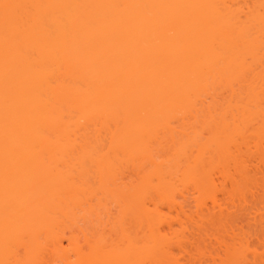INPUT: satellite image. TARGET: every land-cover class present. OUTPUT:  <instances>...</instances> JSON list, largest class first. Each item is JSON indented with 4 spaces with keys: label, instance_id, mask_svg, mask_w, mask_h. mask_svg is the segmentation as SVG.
<instances>
[{
    "label": "bare ground",
    "instance_id": "1",
    "mask_svg": "<svg viewBox=\"0 0 264 264\" xmlns=\"http://www.w3.org/2000/svg\"><path fill=\"white\" fill-rule=\"evenodd\" d=\"M250 1H252L250 7L247 6L248 1L242 0L244 3L240 1L244 10L248 7V11H244L243 8L239 7L240 2L238 0H26L25 4L21 3L20 0H0V264H122L123 261L127 260V257H130L128 262H132L131 255L136 258L135 255L143 251L147 254L150 252L149 256L142 253V258H144V255L148 256L143 260L146 259L148 262L147 258H149L148 263L157 264L155 261L159 257L157 254L162 252L164 244L170 245L169 243H171H168L166 239L163 240L164 236L160 239L157 237V233L153 231L150 234L142 232L144 234L142 241H151L153 246L148 249L146 247L151 245H141L142 249H138L136 246L139 243L136 246L134 245L135 247L133 246L134 243H129L133 247L129 245L131 247L129 249L126 246L125 249H128V251H125L123 249L124 244L120 243L124 229L122 225L124 215L122 218H119L121 217L119 215L108 218L105 214L106 211L104 212L103 210L104 213L97 212L91 205L88 208H82L84 204L81 205V208L79 207L82 203V201L80 203L79 195L86 192L85 190L87 189L84 186L88 185L86 184L87 180L94 177V182L95 178L98 181L103 178L100 182L104 184L106 176L109 178L107 173L109 174V170H113L109 167H115L113 165L108 167V157L104 152V130L102 131L104 128L102 126L104 124V116H107L111 111L117 110L121 112L119 114L121 117L132 120H134L133 118L154 116L162 108L160 104L164 103L160 101L162 97H166L170 93L183 97V94L188 89H194L197 93L202 92L203 94H206L204 91L207 92L208 90L206 98L208 99L207 101H210L202 102L203 107L195 109L196 112L194 113L196 114L193 115L192 113L191 115L194 118L191 117V119L198 121L205 115L204 118L209 117L211 123L217 119L214 113H218L220 110H217L216 106L219 105L218 103L221 100L219 101L218 97L221 98L222 94L217 98L215 97L216 94H209L210 83H207V80L209 76L214 79L224 76L226 78L222 77L221 81L224 79L230 80V83L229 81H223V83L227 82L224 86L225 89H227L228 83L231 86V82L232 85L236 83L238 87L235 86L237 88L235 90L234 85L232 86L234 90H231L230 93L233 92L234 96L228 93L231 98H237L236 95L241 97L242 93L248 92V95L245 96L250 103V107L247 105L248 110L244 104H241L244 108L240 107V109L237 106L236 108L233 106L235 104L238 105L235 103L239 99L237 98L232 101L235 104H232L234 108L230 111L232 115L236 112L233 117H237V115L245 117L249 113V108L251 110L252 102L256 101L261 104L259 100H264V89L262 88V91L259 92L263 96L257 93V88L261 83L263 84L260 87L264 86V81L259 80L260 83L258 82V84L256 82L257 78L264 76L260 75L261 70H259L262 68V73H264V55H260L263 50L259 51L264 45L262 47L261 43L260 47L257 43L258 41L252 39V35L257 29L261 28V30H257L259 32L264 30L262 29L264 28V0ZM214 13L220 15L222 19L211 18ZM242 15L246 17L247 21L245 24L240 19ZM241 25L246 26L247 32L246 34H241L238 31V37H235V40H225L220 34L228 33L232 29H238ZM140 36H143L144 40L137 42L141 39ZM178 44H180V49L186 50L183 56L191 54L192 59L190 57L187 58L191 62L195 61L196 65H191L187 70L181 71V68H176L177 70L166 78L165 75L161 74L163 65L170 61L175 63L174 61L182 58V56H176L172 51ZM238 46H244L247 50L255 48L256 51L257 49V53L247 59L245 58L248 56V51L244 52L245 56L243 59L246 60V63L241 68L238 67L239 60L233 57V52ZM249 52L252 51L250 50ZM139 58H142V63L136 61ZM78 63H83L84 68L82 70H77ZM58 65H64L66 72L62 75L54 76L50 73V69L52 66ZM119 78L121 79L118 81ZM74 84L78 86L79 94L70 89ZM224 90L220 93H223ZM228 94H223V97H227ZM252 95L253 97H249ZM229 96L227 98H230ZM259 96L261 99L256 100V97ZM223 97L221 99H224ZM173 101L174 99L170 98V102ZM188 104V102H185L178 108L180 109L179 112L181 113V110H184L186 106V110H189ZM256 104L253 105L254 109L257 108ZM190 105L189 108L193 106V104ZM261 105L264 108V104L262 103ZM261 105L258 104V107L259 110L263 111L261 116L264 118V109ZM214 107L215 109H213ZM227 107L231 109V105L229 107L228 104ZM254 109L252 108V113H254ZM167 110L166 105L165 111ZM161 112L163 111L161 110ZM251 112L250 119H248L251 123L250 121H248V124L246 122V125L244 124L238 131L235 128L233 131L228 129L234 127L227 126L229 125L227 124L230 122L229 120H224L226 123H223L219 119L221 125L217 124L215 126L217 131L214 136L216 137L215 140L207 142L211 132L207 133L209 136L203 132L205 137L207 136V138L204 137L206 143H202L203 141L201 142V140L202 144L195 142L202 153L206 154L205 157L200 154L202 155L200 158L203 161L200 159L197 162L198 159H195L199 166L196 164L195 166L191 165V159H188L191 156V150L184 153L179 151V153L184 155L179 160L181 161L185 157L187 160L186 165L184 164L185 162L182 163L184 160L180 163L187 167L181 166L178 163L179 161L175 160L176 162L178 161V165L175 164L176 168L174 167V170L176 169L175 172H178L179 167L180 170H184V175L182 176L187 174L186 179L190 183L188 185H192L197 194H202L208 190L207 187L205 188L206 185H203V187L200 184L199 172L202 169L212 167L213 159H223L221 157L227 155L225 154L228 153L226 150L231 144L239 146L236 139L240 138L244 142L239 141L249 147L252 142L247 143L245 141V139L247 141L248 138L251 139V136L247 135V133L250 135L256 133V135L254 134L255 138H253L256 140L254 143L255 148L259 149L263 146L264 119L262 121L263 124L258 120H253V122ZM256 112L257 114L259 113V111ZM29 113L30 116L27 117ZM182 113L184 114V112ZM189 113L191 111L187 114ZM226 117L228 116L225 115ZM233 117L231 116L232 119ZM219 120L218 122H220ZM244 121H246V118H244ZM231 122L233 123V120ZM243 122L241 121L240 123ZM252 122L257 126L252 125ZM131 127L133 126L128 127L127 130L132 134L133 132L136 134L139 132L138 134L140 135L127 136L124 132L118 135L115 134L113 135V143L117 148H131L137 151L138 162H140L138 167L143 166V171H145L148 166L153 165L152 167H154L155 171L153 170L152 172L157 177L155 181L159 178L158 184L161 183L162 185L164 181L162 179L163 169L160 168L159 163H157L159 165L156 164L154 154L146 155V152H148L147 141L149 140H147V137L149 134H141L140 132L143 131L142 127L134 126L133 129ZM199 132H194V135L197 134L196 137H200ZM163 134L162 136H164ZM170 134L167 133L163 138L166 140L169 138L170 140ZM157 135L160 136L159 134ZM246 135L248 138L245 137ZM196 137L194 138L196 139ZM225 137H229L226 138L229 141L230 138L231 140L234 138L233 141H235L229 142ZM196 140L198 141V138ZM187 144L190 146L191 143ZM154 153L157 154V152ZM210 154L212 155L210 156ZM212 157L215 158L212 159ZM138 162L137 164H139ZM235 162L238 163V161ZM146 164L147 166H145ZM191 166L194 168L192 172ZM240 166L241 171H243L244 167H242V164ZM170 170H173L172 167ZM188 172H191V174L188 175ZM243 172L247 175L251 174L247 165H245ZM243 172L241 173L243 174ZM228 174L227 176L225 175L227 178L225 180L227 181ZM242 174L240 175L241 178ZM238 177L239 175H234L231 179L229 177L232 186L238 184L240 181L237 180ZM149 178L145 176L144 179L149 180ZM148 180L145 185L148 183L150 185V180ZM205 181L207 182V180ZM184 185L186 184L183 182ZM164 186H166L165 183L163 189ZM171 186L173 185H170L168 189L172 188ZM212 186L214 185L212 184ZM188 187L189 189L192 188ZM159 188L163 192L165 191L162 187ZM89 189L91 190L92 186ZM134 189L136 190V188ZM116 191L112 192L115 193ZM132 191L134 190L132 189ZM136 191L138 196L139 190ZM145 191H141L144 196L146 194ZM158 191L161 194L160 189ZM120 192H117L116 195H121ZM153 192L155 191L153 190ZM172 193L174 195V192ZM128 196L130 197V195H127L126 198ZM121 197H118V199ZM198 198L200 199V197ZM161 199L163 198L161 197ZM78 201L79 208L76 206ZM128 201L129 198L126 200L127 203H124L126 207L131 205V202ZM196 201L197 208H195L198 213H202L204 212L203 210L209 208L208 203H200L198 199ZM217 201L214 199L213 202L216 203H214L213 208L218 210L222 216L226 212L233 214L229 211L231 208H225L223 203L218 204L219 201ZM238 205H233L234 213L238 212ZM103 208L104 206L100 210L102 211ZM109 210L108 212H110ZM114 211L117 210L115 209ZM149 211L150 209L138 210L135 213L128 211V215L142 212L147 214ZM89 215L97 216L98 221L93 224L97 226L98 223V226L100 225V234L93 230L94 227L89 231L91 233H85L83 230L84 226H87L88 223L91 224V222H88ZM100 215L102 217L106 215L108 220L106 221L103 218L104 222L101 221ZM61 217L65 218L67 222L61 221ZM59 218L61 219L59 220ZM83 220L87 221L83 223ZM80 223H83V225ZM65 224L69 225L65 226ZM186 224L185 228H187ZM80 225L84 228L82 226L81 228ZM64 228L66 229L64 230ZM61 230H63L62 233ZM87 230L90 229L87 228ZM65 231L67 233L69 231L72 236L66 238ZM77 231L78 233H83V236H74L73 234H76L75 232ZM127 231H131L130 228ZM186 231L183 234H186ZM137 235L134 236L139 237L140 235V238H142L141 233ZM92 236L93 238H91ZM186 239L191 240L187 237V234L182 238L180 237L178 246L182 253L188 254L187 245H185ZM95 241L100 243V245L98 243V247H96ZM82 243L83 245L81 246ZM92 245L94 246L92 247ZM154 252L156 253L154 254ZM163 252H166V250L164 249ZM173 253L171 252L170 254L173 256ZM140 257L134 259L133 262L140 259ZM237 260H240V258Z\"/></svg>",
    "mask_w": 264,
    "mask_h": 264
},
{
    "label": "rangeland",
    "instance_id": "2",
    "mask_svg": "<svg viewBox=\"0 0 264 264\" xmlns=\"http://www.w3.org/2000/svg\"><path fill=\"white\" fill-rule=\"evenodd\" d=\"M20 1H21V3L23 2V4H25L26 0H20ZM240 1L242 2V0H238V2H240ZM245 1H248L247 2L248 3L247 6L250 7L251 6L250 4H252V1H250V0H245ZM241 2L239 4V7L243 8V4L242 3H244V2H242V3ZM248 7H246L247 9H245V10L243 8V10L244 11H248ZM262 12H263V10H262ZM242 14H244V13H242ZM211 18H218L219 20L222 19V17L220 15H218L217 13H214L211 16ZM240 19H241V21L244 24L247 21L245 15H242ZM262 29H264V28H262ZM257 30H261V28L257 29ZM257 30L252 35V39L253 40H257L258 41L257 43H258L259 46L262 43L261 46L263 47V45H264V30L262 32L261 31L259 32ZM238 31L241 34H244V33L246 34L247 28H246L245 25H241V27H238V29H232V30H229L228 33L226 32V33H220V34L223 36V38L225 40H227V39L235 40V37H238L237 36V32ZM140 37H141V39H139L137 42H142L144 40L143 36H140ZM139 44H142V43H139ZM260 47H258V48H260ZM263 48H261V50L258 49L259 51L263 50L260 55H262V54L264 55V49ZM252 49H250L252 52H249L250 50L245 49L244 46H238V47L235 48V50L233 52V57L235 59L239 60V63H238L239 64L238 65L239 68H241L246 63L245 59L250 58V56H253L254 54L257 53V49H256V51H255V48L253 50ZM172 51L176 54V56H178V57L182 56V58L180 60L174 61L175 63H173V61H170V62H167V63H165L163 65V67L161 69L162 70L161 74L165 75L166 78L169 77L170 75H172L179 68H181L180 71L181 70H187V68L189 66L196 65L195 61L191 62L189 60V58H187V57L191 58V54H188V56H183V54L185 53L186 50L185 49H180V44H178ZM245 51H248V56H246V58L243 59L244 56H245L244 55ZM136 61L138 63H142V58L136 59ZM77 67H78L77 70H82L84 68L83 67V63H78ZM259 70H261L260 71L261 72L260 75L263 76L264 75V73H262L263 69L261 68ZM65 72H66V69H65L64 65L52 66L51 69H50V73L53 74L54 76L62 75ZM222 77H224V76H222ZM222 77H218L217 79L216 78L214 79V78L209 76L208 80H207V83H210L209 88H208L209 91H210L209 94H212V95L216 94L215 95L216 98L218 96H220L221 94L222 95L220 97L222 98L224 96L223 94H225V93L228 94V93L231 92V90L233 91L234 89L236 90L238 88L236 86V83L233 84L234 85L233 86L232 82H231V86H230L229 85L230 80H228L229 83H228V86H226L227 89H225L224 86L227 84L228 81H227V79L226 80L224 79L223 81H227L226 83L224 82L225 83L224 84L223 81H221L223 79ZM121 78H119L118 81ZM224 78H226V77H224ZM259 80L263 82L264 81V76L260 77V78H257V81H256L257 84H258ZM220 84H221V86L223 85V87H221ZM261 84H263V83H261ZM260 85H259V87H260ZM210 86H211V88H210ZM232 86L233 87L236 86L237 88L235 87L234 89H232ZM259 87L257 88V91H258V92L256 91L257 93L261 92L262 88L264 89V86H261L260 88ZM70 89L75 91V93L76 92L78 94L80 93V90H79V88H78V86L76 84L72 85L70 87ZM258 89H260V90H258ZM223 90H224L225 93L224 92L220 93ZM204 93H206V94H203L202 92L201 93L200 92L197 93L194 89H188L183 94L184 95L183 97H180L179 95L174 94V93H170L166 97H162L160 99V101L164 102V103H160L161 106H162L161 110L163 112H161V110H160L159 112L154 114V116L152 115V116H145V117H141V118H133L135 121L130 119V118L121 117L119 115V114H121V112L118 111V110L117 111H111L109 114H107V116H104V124L102 125L104 127L102 129V131L104 130V133H103V135H104L103 136L104 137L103 138L104 139L103 142L105 143L104 144L105 145L104 152H105V154L108 157V167L110 165L115 166L114 167L115 171H114L113 167H109L110 169L112 168L113 170L111 169L112 171L109 170L110 173L109 174L107 173V175H109V178H108V176H106V182H108V180L112 179V177H114V178L112 180H110L108 183L104 182V184H103V183L100 182V181H102L103 178L99 179V181L96 180V178H95V180L93 182L94 177H92V178L89 177L91 179H88L87 181L88 182L90 181V182L89 183L87 182L86 184H88V185H85L84 188L86 187V189L88 190L92 186V189L88 190L90 192L85 190L87 192L88 196L86 195L85 191H83L85 193H81L79 195L81 200L79 198L78 199L80 200V203H81V201H82V203L79 206V201H78V205H76V206L77 207L79 206L81 208L82 207L81 205L84 204L82 208H88L91 205V207L95 208V210L97 212L98 211L99 212H103V210H104V212L105 211L108 212V209H110L109 210L110 212H108V213L105 212V214L108 216V218L114 217V215H115V217L117 215H119V216H121L119 218H122V216L124 215V217L122 219L123 220V224L122 225H123L124 229H123V232L121 234V239H120V243L124 244L123 249H125L126 246L128 248L129 245L131 247H133L134 245L136 246L137 243H139V245L137 244V246H136V247H138V249L139 248L142 249L141 245H143V246L151 245L150 247H146L148 249L151 248L153 246L151 241L145 242V241H142V240L144 239V237H143L144 234H150L152 231L157 233V237H159L160 239H162V237L164 236L163 240L166 239L168 241V243L169 242H171V243H169L170 245H168L167 243L163 245L164 248L162 249V252H163L164 249L166 250V252H163V253L161 252V253L157 254V256H159L155 260L157 262V264L159 262H160L159 264H264V144H263V146L260 147L261 149L260 148L259 149L255 148L254 143H255L256 140H254L253 138H255L256 133H254L255 135L253 134L254 136L250 135L249 133H247V135L251 136L250 137L251 139H249L247 135L245 136L246 138H248V141H247V139H245V141L247 143L248 142H252L249 145L250 148L248 146H245V144L242 143L244 141L237 137L238 140L236 139V142L238 141L239 146L238 145L233 146L232 144L229 147L227 146L228 148H227L226 152L228 151V153H225L227 155H223L224 157L223 156L221 157L225 161L227 160L226 162L223 159L218 158L219 163L221 164L220 165L218 163L217 158H216V160H214L213 158H215V157H212L214 163L212 164V167H210V168H212L213 170L210 169V168H205L204 167L205 169H202L200 171L201 173L202 172L203 173L201 174L199 172V175L201 176V177L199 176V178L201 179L200 180V184L202 186L206 185L205 188L207 187L209 192L207 190V192L205 191L206 193L204 192L202 194L201 193L197 194L195 192V189L192 187V185H188L189 182L186 179L187 174H186V176H182V175H184L183 174L184 170H180V167H179V170L177 169L178 172H175L176 169L174 170V167L176 168V165H178V163L181 164V166H185L186 162H187V160L185 159L186 157L183 158L184 161L182 159H181V161L179 160V158L184 156L181 153H179V151L184 153L185 151L188 152V151L191 150V153H190L191 156L190 157H189V155L187 153H185V154L188 155V157H189L188 159H191L190 161L192 162V164L191 163L190 164L192 166H195V164L197 166H199V163H197V162H199L200 159H201V161H203V159L200 158V156L202 157V155H203V157H205L206 154L202 153V151L200 150V147L197 145V143L195 144V142H199L198 144H200L202 141H203L202 143H206L205 138H207V136H209V135H211V136H210V138H207V142H211V141L215 140L216 137H214V136L216 135L215 132H217L215 126L217 124L221 125V121L220 120H222L223 123H226V122H224V120L225 121L229 120L230 122L233 120V123L231 122V124H230V122H228L227 124H229V125H227V124L226 125L228 127L229 126H234V127H231L233 129L228 128L231 131H233L234 128H235V130L238 131V129L239 128L241 129V127H243V125L246 122H247V124L249 123L248 121H250V120H248V119H250L249 118L250 117V112H251L252 108L254 109L253 105L257 103L256 104L257 108L254 109L255 111L253 110V112L256 115L251 112V117H252V121L253 120L257 121L258 120L259 122L262 123L264 118H263V116H261L263 114L261 112H263V111L259 110V107H258V104L259 105H261L262 103L264 104V102H263L264 100L262 101V99L260 98V96L262 94L259 93V95L260 94L261 95L259 97H256L257 99L254 97L256 100L261 99V100H259V101H261V104H260V102H256V101L252 102L251 103V105H252L251 106V110L249 108V113H247L245 115V117L244 116L243 117L242 116H238V115H237V117H233V115L234 116L236 115L235 114L236 112L233 113V115H232L231 114L232 112H230V111L233 110L234 107L236 108V106L239 109H240V107L244 108V106H247V105L249 106L250 103H249L248 99L245 97L246 95H248V92L247 93L244 92L246 94H244V93L241 94V97L243 99L241 97H238V95H236L237 98H239V99H237V98H234V99L235 100L237 99L236 101H239V102H236L233 99V97L231 98L229 96L233 92L227 95V97L229 96L230 98L223 97L224 99H221V98L218 97L219 101L220 100L221 101L218 103L219 104L218 106H216V105L215 106H216L217 110L220 109L221 111L219 110L218 113L215 112L214 113L215 115L213 114L214 116H216L217 119L210 123L209 117L208 118L207 117L204 118L205 115L202 118L198 119V121H196L195 119H191V117L194 118L193 115L196 114V113H194V112H196L195 109H200V107H203V105H202L203 103L202 102H205V101L209 102L210 101V100L207 101L208 99L206 98V96L208 94V90H207V92L204 91ZM257 93H255V94H257ZM198 94H199V96H198ZM200 94L203 95V96L201 95V98H200ZM249 97H253V95L249 96ZM170 98L171 99L173 98L174 101L170 102ZM198 98H200L199 99L200 101L198 100ZM225 98H227V99H225ZM201 99L202 100L205 99V100L202 101ZM244 99L247 102H245ZM232 101H235V103H237L240 106L236 105ZM165 102H167V104H165ZM185 102H188L191 105L193 104V106L190 105L191 107L189 108V104H188V109L189 110H186L187 109V106H186V108L184 109L185 111L181 110V113H180L179 112L180 109H178V108H180ZM230 102H231V104H230ZM233 103L235 104V105H233L234 107L232 106ZM245 103H247V104L245 105ZM228 104H229V107L231 105V109H228V107H227ZM241 104L242 105L244 104V106H241ZM166 105H167V108H168L167 111H165V106ZM225 105H226V107H225ZM248 106L246 107L247 110H248ZM261 107H262V105H261ZM225 108H226V110H225ZM213 109H215V107ZM186 111H188V112L191 111V113L187 114L188 112L186 113ZM256 111H259V113L257 114ZM182 112H184V114ZM227 112L230 113V114L227 115L228 114ZM192 113H193V115H191ZM218 114H221V115H218ZM224 114L226 116H228V117L225 118ZM29 116H30V113L27 115V117H29ZM231 116L233 117V119L231 118ZM241 117H242L243 120H244V118H246V121L243 122ZM261 118H262V120H261ZM230 119H232V120H230ZM240 119H241V121L243 123H240L241 122ZM218 120L220 122H218ZM253 122H252V125L257 126ZM259 122H258V124H260ZM250 123H251V121H250ZM130 126L142 127L143 131H141L140 133L141 134H143V133L144 134H146V133L149 134L150 137L149 136H148L149 138L147 137V140H149V141H147L148 142L147 143V151L148 152H146L147 154L145 152L144 153L146 155H148V154L150 155V153H151V155L154 154L156 158L154 156H152V157H154L156 159V164L159 163L160 165L159 164H157V165H159L160 168L163 169L164 173H163V178L162 179L164 181L162 182V185H161V183L158 184L159 178L157 179V181H155V179L157 177L155 176V173L152 172L154 170V167H152L153 165H151L150 167L148 166L145 171H143V166L138 167V166H140V162H138L139 160H138V152L137 151H135V150H133L131 148H117L115 146V144L113 143V135H115V134L118 135L119 133H123L124 132L125 134H127V136L128 135H131V136L135 135L136 134L135 132H133V134H132L130 131L127 130V128L130 127ZM133 127H131V128L133 129ZM156 129H158V130H156ZM164 130H166V131H164ZM196 130L200 131L199 132V134H200L199 136L200 137H198V136L196 137L197 134L194 135L195 133H197ZM166 132L168 134L171 133L170 134L171 135L170 136V140L168 138L169 135H167L168 137H166V138H168L167 140L163 138L167 134ZM203 132L206 133V135H207L206 137H205V134H203ZM208 132H211V133L209 134ZM229 132H227V133H229ZM138 133L139 132H137V134ZM234 133H235V131H234ZM251 133H253V132H251ZM157 134H159L160 136H158ZM162 134L164 136H162ZM138 135H140V134H138ZM161 137H162L163 140L161 139ZM194 137H196V139L198 138V141ZM229 137H225V139L229 138ZM190 138H192V140H190ZM233 139L231 140V138H230V141L227 140V139L226 140L231 142V141H233ZM200 140H201V142H200ZM239 140L242 141V142H240ZM149 143H152V144H149ZM187 143H191L190 144L191 147ZM154 152H157V154L154 153ZM178 154H180V155L178 156ZM200 154H202V155H200ZM175 155H176L177 158L175 157ZM196 155H197V157H196ZM211 155L212 154H210V156ZM228 155H229L230 158L228 157ZM226 156H227L228 159L226 158ZM195 159H198L197 162H196ZM175 160H178L179 162L177 161L178 162L177 163ZM235 161H238V163H236ZM137 162L139 164H137ZM180 162H182V163L185 162L184 163L185 165L180 163ZM240 164H242V167H244V169H245V165H247L249 173H251V174L247 175L246 173H244L243 172L244 169H243V171H241L242 169H241ZM136 165H137V167H136ZM148 165H149V161H148ZM214 165H215V167H213ZM116 166H117V168H116ZM145 166H147V164ZM192 166H191V168H192ZM166 167H168V168H166ZM171 167H172L173 170H170ZM185 167H187V166H185ZM202 167H203V165H202ZM191 168H189V169H191ZM116 169H117V171H116ZM139 169H141V170H139ZM193 169L194 168L191 169V172L194 171ZM206 169H207V172H206ZM239 169H240L241 172H243V174H246V175H243L239 171ZM112 172H114V173H112ZM191 172H188V175H190ZM223 172H225V173H223ZM149 173H150V175H149ZM164 174H165V176H164ZM227 174L230 177V179L234 175H236V176L239 175L237 180H240V181L238 182V184L236 186H232L231 185V181L229 180V177H228V181L225 180V179H227L225 177V175L227 176ZM241 174H242V178L240 177ZM145 176H146V178L151 177V178H149L150 185H149V183L147 185H145L147 183V180H148V179H144ZM208 176H209V178H208ZM151 180H153V181H151ZM205 180H207V182ZM183 182L186 185L183 186ZM205 182H206V184H205ZM164 183L166 184V186H164V189H165L166 193H164L165 191L163 192L161 190V188H159V187H162V189H163ZM212 184L214 186H212ZM170 185L176 186V187H174L175 189L173 188V186H171L172 188L168 189V187H170ZM142 186H144V187H142ZM147 186H148V189H147ZM177 186L179 188L178 190H177ZM188 186H190L192 188L189 189ZM98 187H100V188H98ZM104 187H106V188H104ZM233 187H236V188H233ZM94 188H95V190H94ZM118 188H121V189H118ZM134 188H136V190L140 191V192L138 191V196H137V191ZM140 188H141V190H140ZM149 188H150V190H149ZM158 188L160 189L161 194H165V195L167 194V196L161 195L159 193V191H158L159 190ZM115 189L118 190V191H116ZM132 189L134 191H132ZM172 189H174V190H172ZM120 190H121L122 193L120 192ZM142 190H143V192L145 190H147V191H145V193H146L145 196H144L143 192H141ZM153 190L155 192H153ZM187 190H189V191L187 192ZM112 191H116V192L114 193ZM135 191H136V193H134ZM171 191L174 192L175 196L173 195V193ZM111 192H112V194H111ZM117 192H120L121 195H119V196L116 195ZM148 192H149V194H148ZM88 193H91V194H88ZM131 193H132V195H131ZM194 193H195V195H194ZM84 194H85V196H84ZM133 194H134V196H133ZM127 195H130V197L128 196V198H129V201L131 202L130 203L131 205H128L126 207L125 206V204L127 203L126 200H128V198H126ZM140 196H142V197H140ZM87 197H89V198H87ZM118 197H121V198L118 199ZM161 197L163 199H161ZM179 197H181V198H179ZM198 197H200V199ZM122 199H124V200H122ZM196 199H198V202L200 201V203H204V204L208 203L207 205H208L209 208L208 209L206 208V210H203L205 213L204 212H202V213H198L197 212V210H196V208H197L196 207V202H197ZM214 199H215V201H217V200L219 201L218 204H222L223 203L225 208H228V209L231 208V209H229V211L231 213H233V214H229V212L228 213L226 212L222 216L218 212V210H215L213 208L214 203H216V202H213ZM83 200L86 203L85 202L83 203ZM234 202H236V203H234ZM237 203L238 204L240 203V205H238ZM234 204L239 206V208L237 207L238 208L237 209L238 212H235V213H234L235 210L232 209ZM103 206H104V208L101 211L100 209ZM142 208L143 209H148V210L150 209V211H149L150 213L148 212L149 214L148 213L145 214V213L142 212V213H138V214H132L131 213V215H128L129 212L135 213V212H138V210H143ZM115 209L117 211H114ZM126 209H128L126 211L127 214L125 212ZM130 209H131V211H130ZM132 209H134L136 211H134V210L132 211ZM113 211L116 212V213H114ZM180 211H181V213H180ZM183 211H184V213H183ZM185 211H186V216H185ZM124 212H125V214H124ZM103 213H101V214H103ZM179 213H180V216H179ZM201 214H204V215H201ZM106 215L104 217H102L100 215L101 219H102L101 221L104 222V220H106V221L108 220ZM125 215H126V217L128 216L127 218H129V217L130 218L127 219L125 217ZM133 215H134L135 218L133 217ZM187 215L189 216L188 218H187ZM93 216H91V215H89V217L87 216L88 217V222H91V224L88 223V222H87L88 224L87 223L86 224H87V226H91V227L84 226L85 228L87 227L90 230H87V228L85 230V228L82 226L83 223H85L87 220L86 221L83 220V223H80V224H82V225H80V227L82 226L84 228L83 230L85 231V233L91 231L92 230L91 228L94 227L93 230L95 232L97 231L100 234V231H101L100 225L98 226V223H97V226H98V228H97V226L95 224H93L94 222L98 221V219L96 218L97 216L96 217H93ZM197 216H199V217H197ZM61 218H59V220ZM103 218H104V220H103ZM124 218H126V219H124ZM91 219H92V221H91ZM132 219H134V220H132ZM199 219H201V220H199ZM202 219H203V222H202ZM61 221L67 222V220L65 218H62ZM198 221H201V222H198ZM184 222L188 224V225L186 224L187 228H185V223ZM86 224H84V225H86ZM68 225L65 224V226H68ZM158 225H159V227H158ZM168 226H170V227H168ZM70 227H72V226H70ZM70 227H69V229H70ZM74 227H73V229L75 230ZM62 228H63V226H62ZM128 228H130L131 231L128 232L127 231ZM133 228H134V230H133ZM182 228L187 230L186 231L187 237H189V239H191V240H187L186 239L187 241L185 240V245H187L186 248L188 249V252H189L188 254L182 253V251L180 250V247L178 246L179 245V241H178L179 238L180 237L182 238L184 235L186 236V234H183V233H185L184 232L185 230L182 229ZM188 228H189V230H188ZM65 229L66 228H64V230ZM202 229H203V231H202ZM67 230H68V228H67ZM62 231L63 230H61V233H62ZM138 231H141L139 233H141V235H142L141 237L142 238H140V235H139ZM65 232H66V235H67L66 238L72 236V234H69L70 233L69 231H68V233H67V231H65ZM131 232H132V234H131ZM75 233L76 234H73L74 236H77V237H82L83 236V233H78V231L75 232ZM89 233H91V232H89ZM136 234H138L139 237H135ZM91 238H93V236ZM195 238H197V239H195ZM96 241H98V240H96ZM95 242H94V244H95ZM149 242H150V244H149ZM98 243L99 242H96V244H97L96 247H98ZM102 243H104V242H102ZM129 243H132V244L134 243V244L132 246V244H129ZM91 244H92V242H91ZM123 244H122V246H123ZM82 245H83V243L81 244V246ZM99 245H100V243H99ZM165 245H167L168 247L165 246ZM229 245H231V246H229ZM93 246L94 245H92V247ZM131 247H129V249ZM168 249H170V250L167 253ZM171 250H173V251H171ZM125 251H128V249H125ZM171 252L172 253L174 252L173 256H172V254H170ZM142 253L146 254L148 256L150 254V252L147 254L144 251L141 252L140 254L138 253L137 255H139V256L135 255L136 258H139L140 256L141 257H140V259L135 260V262H137L138 264H150V263H148L149 262V258H147L148 262H147L146 259L143 260L145 257H148V256L144 255V258H142L143 257ZM155 253L156 252H154V254ZM238 257L240 258V260H237V259H239ZM136 258L134 257V255L133 256L131 255V259L134 260ZM141 258H142V260H141ZM128 259H130V257L129 258L127 257V260L123 261L122 264H126V263L127 264H129V263L137 264V263L133 262V260H132V262L131 261L128 262ZM142 261H145V262L142 263Z\"/></svg>",
    "mask_w": 264,
    "mask_h": 264
}]
</instances>
